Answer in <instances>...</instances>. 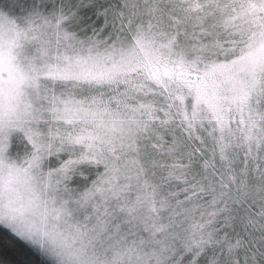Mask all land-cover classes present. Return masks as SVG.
I'll return each mask as SVG.
<instances>
[{"label": "snow or ice", "instance_id": "obj_1", "mask_svg": "<svg viewBox=\"0 0 264 264\" xmlns=\"http://www.w3.org/2000/svg\"><path fill=\"white\" fill-rule=\"evenodd\" d=\"M0 264H264V0H0Z\"/></svg>", "mask_w": 264, "mask_h": 264}, {"label": "trees", "instance_id": "obj_2", "mask_svg": "<svg viewBox=\"0 0 264 264\" xmlns=\"http://www.w3.org/2000/svg\"><path fill=\"white\" fill-rule=\"evenodd\" d=\"M6 255H10V253H6Z\"/></svg>", "mask_w": 264, "mask_h": 264}]
</instances>
